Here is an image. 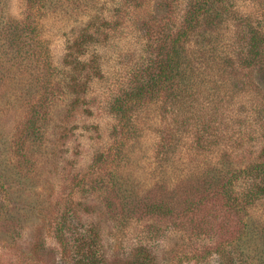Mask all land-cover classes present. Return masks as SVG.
<instances>
[{
  "label": "rangeland",
  "instance_id": "obj_1",
  "mask_svg": "<svg viewBox=\"0 0 264 264\" xmlns=\"http://www.w3.org/2000/svg\"><path fill=\"white\" fill-rule=\"evenodd\" d=\"M91 1L93 3L89 12L75 15L71 14V8L69 11L59 9L53 12L46 10L42 4L32 6L28 0H0V148H6L14 137H17V129L25 121L26 114L30 112V104L33 103L38 89L35 82L40 85L37 79L40 75L39 71L29 62V56L25 51L21 48L20 52L15 46L18 37L26 34L31 25L37 27L40 32L39 37L50 47L51 56L59 71L56 86L66 93L59 95L52 104L51 122L47 124L49 142L44 148L48 158L38 163L39 168H42V176L33 174L34 177L27 181L31 185L28 197L37 198L41 203L44 208L40 207L43 219L31 220L25 226V231L17 240V250H6L1 254L0 264H33L29 257L34 260V264H56L62 256L70 261L69 254H60L62 251L60 244L46 227L47 223L51 224L52 231L57 213L70 206L77 210L76 219L82 220V233L89 227H97L94 231L99 233L100 252L105 255L108 263L125 264L136 256L138 251H143L150 256L151 264H168L167 261L175 254L180 255V260L185 256L182 264H207L211 262L209 261L211 257L204 263H197L195 257L204 252L207 246L213 247L216 243L225 247L226 251L241 247L242 244L241 248L244 251H254L259 236L253 231L260 227L264 228V199L257 201L255 205L245 206L234 215L225 212L223 199L208 200V203L200 205L191 213L187 211V202L196 199L197 194L192 186L187 185V175L192 166L195 171L205 173L212 166L216 169H225L224 166L227 165L223 164L224 159L230 161V164H247L256 160L262 152L264 136L259 140L260 144L256 142L251 144L252 146L246 145L240 149L235 143L239 131L242 135L254 133L260 135L262 130V120L260 124L255 121L262 110L259 92L264 94L262 84L264 81L262 82V76L256 71L258 68L248 73L247 70L240 72L241 69L237 66L234 69L223 67L218 64L219 62L199 65L202 69L197 81L202 92L198 102L189 100L193 103L190 106L194 104L195 106L192 114L189 112L185 115L186 119L194 122L195 114L209 112L210 109L205 108L204 104L217 97L219 101L226 100L227 104L223 109L225 108L229 116L236 121L244 120L243 124L232 123L224 125L225 129L219 128L216 137L213 130L210 140L212 142L217 140V144L209 151L196 150L192 147L193 131L197 128L196 125L193 127L190 124L170 136L174 139L175 135L176 142L181 140L179 146L172 150V158L160 160L159 152L155 149L159 139L158 130H164L166 124L174 125L175 116L160 107L162 112L159 111L157 114L153 111L158 109L152 107L149 110L151 115L143 109H132L133 118L130 120V125L135 129L144 127L149 131L145 132L142 144L135 143V147H129L132 160L128 167L131 171L126 174H133V181L139 192L151 188L154 182L151 178L153 174L157 178L165 176L170 180L168 195L172 204L176 206L174 211L182 214L183 218L181 217L180 220L183 221L184 226L171 227L167 220L153 221L154 233L157 227L162 229L168 227V230L156 233V238L150 236L152 228L150 221H131L127 228L122 230L108 220L99 198L86 200L85 196L84 198L80 196L81 193L77 189L73 190L75 177L83 175L94 157L105 151L113 142L112 133L115 125L119 124V118L110 113V104L119 92L115 83L120 81V75L126 65L132 61L129 58L137 54L133 50L136 44L134 22L127 21L125 24L116 18L115 9L120 6H118L119 0ZM167 1L173 10L177 11L176 15L172 13V18L183 13L178 7L180 4L188 3V0ZM153 5L154 2L145 5L142 14L148 13ZM228 10L247 22L241 24L234 20L231 24L223 21L216 35L220 37L218 41L220 44H222L220 41L230 40L228 34L247 30L246 25L249 20L255 24L254 21L263 17L264 0H229ZM92 21H95L93 28L101 31V26L104 24L105 32L112 43H94L90 46L85 43V48L81 50L79 56L75 55L76 52L72 50L75 49L73 43L80 38L86 26L92 25ZM189 47L191 48L192 45L189 44ZM130 49L132 52L126 53ZM122 52H125L126 56L123 57ZM93 64L97 65L96 68L91 67ZM224 70L229 72V75L223 76ZM209 75H214L215 80H218V86H214L213 90L211 84L201 83L202 79ZM62 77L67 78L62 79ZM75 80L82 84L80 88L84 91L78 93L81 98L79 104L76 102L77 94L68 93L66 88L67 83ZM214 91L216 92L214 96L205 99L209 96V92ZM262 112L264 115V108ZM140 131L143 133L141 129ZM132 143L131 140L130 145ZM176 157L180 162L175 159ZM2 159L4 162H9V152H5ZM181 181L190 190L185 188ZM238 191L242 192V185ZM202 231L204 232L201 233ZM195 249L199 252H195Z\"/></svg>",
  "mask_w": 264,
  "mask_h": 264
},
{
  "label": "trees",
  "instance_id": "obj_2",
  "mask_svg": "<svg viewBox=\"0 0 264 264\" xmlns=\"http://www.w3.org/2000/svg\"><path fill=\"white\" fill-rule=\"evenodd\" d=\"M28 1L32 6L42 4L46 10L53 12L59 9L69 11L71 8V14L75 15L89 12L93 3L91 0ZM150 2H154L151 10L142 14L144 6L149 5ZM187 2V5L178 6L183 13L172 18V13L176 15L177 11L173 10L167 0H119L118 6H120L115 9L116 18L125 24L127 21L134 22L136 44L133 50L137 54L129 58L132 61L126 65V71L124 70L120 75V81L115 83L119 92L110 104V113L119 118V124L114 127L112 133L114 139L111 146L98 153L87 171L83 175H77L73 181V190L77 189L82 198L85 196L86 200L95 197L100 199L108 220L118 225L120 229L125 230L131 221H150L151 238H156V233L168 230V227L165 229L157 227L154 233L153 221L167 220L171 227L184 226V223L180 220L182 214L174 211L176 206L172 204L168 195L171 187L168 185L171 184L170 180L165 176L157 178L153 174L151 178L154 182L151 188L139 192L134 184L133 174H126L131 171L128 167L132 160L129 147H135V143L142 144L145 132L149 131L140 127L143 132L141 133L139 128L135 129L130 125V120L133 118L132 109H143L151 115L149 110L156 107L158 110H154V114L164 109L175 116L174 125L166 124L164 130H158L159 139L155 147L159 152L160 160H170L172 150L176 149L181 142V140L175 141V135L174 139L170 137L174 132L182 131L190 124L193 127L196 125L197 129L192 135V147L196 150L209 151L217 144V140L214 142L210 140L213 130L216 137L219 128L225 129L224 125L244 123L243 119L236 121L229 116L225 108L223 109V106L227 104L226 100L219 101L217 97L204 104L205 108L210 109L209 112L195 114L194 122L186 119L185 115L189 112L192 114L195 106V104L190 106L193 103L189 100L198 102L202 92L197 81L202 69L199 65L206 62L209 64L219 62L218 64L223 67L234 69L237 66L241 69L240 72L247 70L248 73L258 68L256 71L262 76V82L264 81V15L254 21L255 24L249 20L246 25L247 30L228 34L227 37H230V40L220 41L222 43L220 44L218 43L220 37L216 35L223 21L231 24L234 20L241 24L247 21L228 10L229 0H188ZM94 23L95 21H92V25L86 26L80 38L74 41L75 49L72 46V50L76 52L75 55L79 56L81 50L85 48V43L89 46L94 43H112L105 32L104 24L101 26V31L93 28ZM17 29L20 30V27ZM39 36L37 27L31 25L26 34L18 37L19 40L15 45L20 52L21 48L25 51V54L29 56V62L33 63L39 71L40 75L37 79L40 85L38 86V83L34 81L38 89H36L33 103L30 104V112L26 114L25 121L17 129V137L15 136L6 148H0V262L1 254L6 250H17V240L25 231V226L31 220L43 219L40 207L44 208L41 203L37 198L28 197L31 185L27 181L34 177L33 174L42 176V168H39L38 163L48 158L44 148L49 142L47 124L51 122L52 104L59 95H66L64 90L55 83L59 71L51 56V49ZM189 44L192 45L191 48ZM130 52L132 49L126 53ZM122 53L123 57L126 56L125 52ZM94 64L92 68H96L97 65ZM224 71L223 76L229 75V72ZM66 78L62 77V79ZM201 83L211 84V90L214 86H218V80H215L214 75L205 77ZM67 84L68 93L78 95L84 92L80 88L82 84L76 80ZM84 84L86 86V82ZM262 84L264 85V82ZM215 93V91L209 92V96L205 99L214 96ZM259 93L261 94L260 106L263 110L264 94ZM77 95L76 102L79 104L81 98H79L80 94ZM226 96L225 91V98ZM262 110L255 120L258 124L262 120L260 135L256 133L242 135L239 131L240 134L235 139L237 148L252 146L251 144L256 142L260 144L259 140L264 136ZM149 125L151 126V123ZM131 140L132 145H130ZM5 152L10 154L9 162H4L2 159ZM175 159L180 162L179 158ZM125 164L128 165L125 166ZM223 164L227 165L224 166L225 169H216L212 166L205 173L195 171L194 166L190 168L187 185L192 186L197 198L187 200L188 212L193 213L200 205L208 203V200L223 199L225 212L234 215L245 206L255 205L257 201L264 199V148L256 160L247 164H230L227 159H224ZM182 184L189 189L185 183L182 182ZM241 185L242 192H239L238 188ZM76 211L71 206L59 211L52 231L51 224L46 225L62 248L60 254H69L70 261L62 256L56 264L120 263H108L105 255L100 252L99 233H95V227H89L82 233V220L76 219ZM253 232H257L259 236L254 251H244L241 248L243 244L241 247L226 251L225 247L216 243L213 247L211 246L212 248L207 246L204 252L199 253L195 257L196 262L204 263L211 257L209 258L211 262L207 264H264V228L254 229ZM196 250L195 252H199ZM183 257L180 260V255L175 254L167 263L182 264ZM29 259L34 264V260L30 257ZM151 263L149 255L138 251L137 255L125 264Z\"/></svg>",
  "mask_w": 264,
  "mask_h": 264
}]
</instances>
